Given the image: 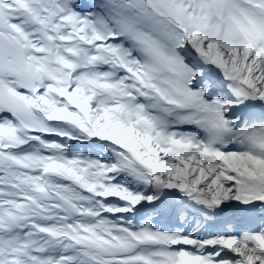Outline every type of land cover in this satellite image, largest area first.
I'll list each match as a JSON object with an SVG mask.
<instances>
[{
  "label": "snow or ice",
  "instance_id": "snow-or-ice-1",
  "mask_svg": "<svg viewBox=\"0 0 264 264\" xmlns=\"http://www.w3.org/2000/svg\"><path fill=\"white\" fill-rule=\"evenodd\" d=\"M0 264H264V0H0Z\"/></svg>",
  "mask_w": 264,
  "mask_h": 264
}]
</instances>
